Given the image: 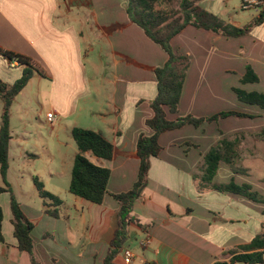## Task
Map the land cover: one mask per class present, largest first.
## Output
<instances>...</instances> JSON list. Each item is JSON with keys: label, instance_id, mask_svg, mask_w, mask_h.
I'll use <instances>...</instances> for the list:
<instances>
[{"label": "crops", "instance_id": "0c3cea01", "mask_svg": "<svg viewBox=\"0 0 264 264\" xmlns=\"http://www.w3.org/2000/svg\"><path fill=\"white\" fill-rule=\"evenodd\" d=\"M197 1L203 10L235 27L248 24L264 8V0H260L262 6L245 10L241 9L245 0ZM126 9L127 0H0V51L30 59L43 73L33 74L10 108L7 173L9 182L14 148L17 173L23 180L29 176L32 185L29 191L20 186V195L13 194L35 225L31 238L41 264H104L117 228L118 204L111 194L132 188L139 168L137 139L141 134H153L145 122L153 116L150 103L157 95L155 70L168 56L129 19ZM171 46L188 56L189 67L178 112L171 114L166 108L168 120L188 115L211 117L226 111L253 118L228 117L159 136L161 151L151 159L147 186L133 206L138 223L129 226V240L112 263L246 264L231 263L230 252L244 253L238 247L261 232L264 204L229 192L199 190L194 176L200 174L198 168L211 147L223 138L238 136L240 159L233 167L219 163L212 182L248 185L264 198V134L259 136L264 132V109L239 101L233 91L264 94V22L237 38L188 26L171 40ZM94 47L100 48V58L108 57L107 70L102 61L92 65L98 74L102 69L106 72L108 96L104 100L88 68L87 58ZM247 67L259 82L241 83ZM24 69L0 53V80L12 85ZM92 102L97 110L89 107ZM2 112L0 100V118ZM49 113L53 114L52 124ZM36 125L53 134L44 137ZM75 127L99 132L113 144L111 161L86 154L91 163L110 170L109 194L100 205L72 194L73 204H68L52 186L49 193L61 202L55 208L51 200L39 196L33 180L37 174L62 179L72 169L76 145L71 157H64L62 149L70 147L67 140H73ZM32 190L40 203L28 199ZM0 207L4 216L0 264H30L13 237L7 194H0ZM54 209L58 218L46 213ZM142 241H147L143 247ZM125 248L133 254L130 262L124 259Z\"/></svg>", "mask_w": 264, "mask_h": 264}, {"label": "trees", "instance_id": "16d2710c", "mask_svg": "<svg viewBox=\"0 0 264 264\" xmlns=\"http://www.w3.org/2000/svg\"><path fill=\"white\" fill-rule=\"evenodd\" d=\"M126 12L129 19L139 26L151 41L165 51L168 59L162 67L155 70L157 95L150 103L153 116L145 122L153 134L151 136L141 134L137 139L136 155L139 159L137 179L129 191L111 194L118 204L116 211L117 228L110 242L104 264H113L114 257L120 249L126 246L129 240V226L138 223L132 215L133 206L147 186L151 159L157 157L161 151L158 139L162 133L181 129L187 125L199 127L205 122H217L228 117L253 118L248 114L226 111L216 113L211 117L188 115L175 120H168L166 108L171 114L178 112L181 91L189 67L188 56L179 51H174L171 40L188 26L225 37L237 38L247 35L253 28L264 22V8H262L257 18L242 27H235L220 17L203 10L199 7L197 0H127ZM0 53L9 61H16L19 65L25 66L21 78L14 84L9 85L0 80V100L3 104V112L0 118V194H7L9 198L11 225L13 237L17 242V249L20 252L27 253L30 264H41L34 253V244L31 238V232L35 225L23 214L7 180V173L9 169V141L11 140L10 108L15 97L27 85L33 74L36 72L42 75L43 73L34 67L31 60L26 57L3 51H0ZM257 82H259V78L250 67H247L244 76L241 78V83ZM233 91L239 101L264 109V94L245 92L237 88H234ZM263 134L264 132H261L259 136ZM71 136L76 145L77 153L71 169L69 192L91 203L100 205L105 196L109 194L107 186L110 170L106 167L94 165L86 157V154L102 161H111L114 155V146L101 133L92 130L75 127L71 131ZM239 143L240 139L236 136L234 139L223 138L217 145L211 147L203 156L202 163L198 168L200 174L194 176L198 180V188L199 190H215L221 193L229 192L242 195L252 201L264 204V198L252 192L248 185L238 186L233 181L228 184H215L212 182L219 163L222 162L233 167L240 159ZM33 182L42 199L51 200L52 206L55 208L60 205V200L45 191L42 183L37 178H34ZM46 213L54 218L59 217L56 209L46 210ZM3 221V210L0 207V242L4 243L2 236ZM238 249L244 253L230 252V254H233L230 259L231 263L264 264V222L261 232L249 244L240 246Z\"/></svg>", "mask_w": 264, "mask_h": 264}, {"label": "rangeland", "instance_id": "374dc122", "mask_svg": "<svg viewBox=\"0 0 264 264\" xmlns=\"http://www.w3.org/2000/svg\"><path fill=\"white\" fill-rule=\"evenodd\" d=\"M100 48L99 47H94L93 51L90 53V55L88 56L87 60H88V68L89 71L91 73V79L93 81V85L95 84L97 88H99L101 90L102 93V97L101 100H104L107 96H108V87H107V83H106V79L104 78V74L106 73L103 69L100 71V73L98 74V72L96 71V69L93 67L94 65L98 64L100 65V62H104V65L106 67L107 70V63H108V57L103 56L102 58H100ZM93 65V66H92ZM91 107L93 110H97V106L94 102L91 103V105L89 106ZM86 116V115H85ZM87 118L88 121L91 120L89 117H84ZM85 120V119H84ZM87 121V120H86ZM15 124L16 121H13V125L16 126ZM82 124V123H79ZM88 125V124H87ZM39 127L40 129V133L44 136L47 137V135L49 134H53L51 129H44L42 128L40 125H36ZM18 128H20V125L18 126ZM34 138H31V141H33ZM67 142L69 143L70 147L66 148L64 147L62 149V155L65 157L66 155L68 157H71L74 152L76 151L75 149V143L73 142V140L69 139L67 140ZM12 158L16 160L15 163H13ZM69 159V158H68ZM69 165L71 166V162L70 160H68ZM42 160L41 163L39 165H42ZM11 165H12V170L10 172V176H9V183L11 184L12 188V192H17V194L20 195L21 190L22 191H29V187L30 185H32L31 182V178L29 176H26V180L22 179L21 176H19V174L17 173V166L18 161L16 159V154L14 151V148H12L11 150ZM68 172L66 173V175L64 176V178L62 179H58L56 177L54 178H49V176H47L46 174H37L35 175L37 177V179L39 180V182H41L43 185L46 186L47 189H45L46 191L48 190H52V186H56L58 188V190L56 191L57 194H59L60 196H62V198L65 200V202H67L68 204H73V201L71 200L72 194L69 193L68 191V187H69V183H70V175H71V167H69V169L67 170ZM20 186H22V189L20 190ZM54 190V189H53ZM33 194L31 196L28 197V199L30 201H37V203H40V199L38 198V196H35V191L32 190ZM49 192V191H48ZM133 242H135V240H133Z\"/></svg>", "mask_w": 264, "mask_h": 264}, {"label": "built area", "instance_id": "2783aa9c", "mask_svg": "<svg viewBox=\"0 0 264 264\" xmlns=\"http://www.w3.org/2000/svg\"><path fill=\"white\" fill-rule=\"evenodd\" d=\"M251 5H254L255 7H259V6L263 5V2L260 1V0H245L242 3L241 9L242 10L248 9V8L251 7ZM47 119L50 122V124H52L53 123V119H54L53 118V114L49 113L47 115ZM146 244H147V241H142L141 242V246L142 247L145 246ZM122 253H123V256H124V259H125L126 262H130L133 259V254H132V252L129 249H127V248L123 249Z\"/></svg>", "mask_w": 264, "mask_h": 264}]
</instances>
